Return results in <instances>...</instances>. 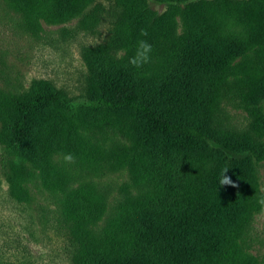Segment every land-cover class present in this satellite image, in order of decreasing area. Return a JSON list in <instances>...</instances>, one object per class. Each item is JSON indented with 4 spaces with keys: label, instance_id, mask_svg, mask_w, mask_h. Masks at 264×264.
Wrapping results in <instances>:
<instances>
[{
    "label": "trees",
    "instance_id": "16d2710c",
    "mask_svg": "<svg viewBox=\"0 0 264 264\" xmlns=\"http://www.w3.org/2000/svg\"><path fill=\"white\" fill-rule=\"evenodd\" d=\"M8 1L28 18L59 21L92 0ZM150 2L169 10L158 13ZM116 3L117 44L85 49L84 93L68 95L40 78L1 95L5 151L54 166L61 150L83 169L128 168L133 187L109 211L94 180L61 209L75 264H259L243 244L260 208L264 59L242 57L264 49V0ZM172 12L182 17L180 35ZM139 40L152 52L137 69L128 61ZM223 99L252 112L249 129L217 118ZM225 168L236 187L219 185Z\"/></svg>",
    "mask_w": 264,
    "mask_h": 264
},
{
    "label": "rangeland",
    "instance_id": "374dc122",
    "mask_svg": "<svg viewBox=\"0 0 264 264\" xmlns=\"http://www.w3.org/2000/svg\"><path fill=\"white\" fill-rule=\"evenodd\" d=\"M149 4L158 13L169 10L165 4ZM117 7L120 11L122 5L116 0H92L68 19L47 21L28 18L8 0H0V98L8 90L25 91L33 80L40 78L51 80L68 95L84 93L88 68L85 49L109 44L112 38L117 44L114 21ZM172 17L173 30L180 35L182 17L179 12H172ZM242 59L246 62L264 59V49L255 48ZM221 109L217 118L229 121L233 128L249 129L253 123L252 112L237 102L223 99ZM1 116L0 110V262L75 264L70 256L71 230L67 219L62 220L61 209L75 188L94 180L107 192L109 211L123 190L133 187L128 168L118 167L110 172H102L99 167L93 171L83 169L76 156L74 161L79 164L65 163L66 153L61 150L52 157L54 166L8 153ZM110 137L104 141L106 148H111L110 139L115 138ZM258 183L260 196H264V160ZM250 223L243 246L259 264H264L261 208Z\"/></svg>",
    "mask_w": 264,
    "mask_h": 264
},
{
    "label": "clouds",
    "instance_id": "9594fccd",
    "mask_svg": "<svg viewBox=\"0 0 264 264\" xmlns=\"http://www.w3.org/2000/svg\"><path fill=\"white\" fill-rule=\"evenodd\" d=\"M141 35L146 36V31L141 32ZM152 46L145 40H139L137 42V47L133 56L129 58V64L132 65L134 68H141L143 65L150 62ZM64 161L65 163H72L74 162V156L72 153L64 154ZM227 168L223 169L219 178V185H230L232 187H236L237 185L233 183L230 177L225 175ZM257 204L261 208V212L264 213V196H261L257 199Z\"/></svg>",
    "mask_w": 264,
    "mask_h": 264
}]
</instances>
